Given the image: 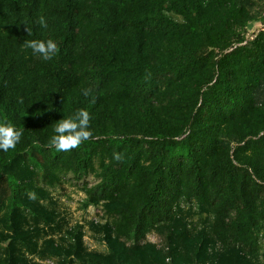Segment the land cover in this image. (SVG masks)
I'll return each mask as SVG.
<instances>
[{"label":"trees","instance_id":"16d2710c","mask_svg":"<svg viewBox=\"0 0 264 264\" xmlns=\"http://www.w3.org/2000/svg\"><path fill=\"white\" fill-rule=\"evenodd\" d=\"M260 1L0 0V121L23 129L0 151V264H264ZM81 108L88 140L49 146ZM89 175L79 209L101 216L72 222L55 192Z\"/></svg>","mask_w":264,"mask_h":264},{"label":"clouds","instance_id":"9594fccd","mask_svg":"<svg viewBox=\"0 0 264 264\" xmlns=\"http://www.w3.org/2000/svg\"><path fill=\"white\" fill-rule=\"evenodd\" d=\"M38 23L42 28H47L46 19L41 16ZM30 35V29L27 27ZM23 47L31 49L33 55H38L42 60H51L57 52V44L52 39H27L23 41ZM90 89H83V95L88 96ZM90 113L81 108L74 111L66 118H61L52 126V134L49 138V146L55 147L57 151L70 150L76 148L83 141L88 140L91 135ZM23 135V129L8 121H0V151L15 149ZM119 159V154H114ZM32 195V194H30ZM34 198V195H32Z\"/></svg>","mask_w":264,"mask_h":264},{"label":"rangeland","instance_id":"374dc122","mask_svg":"<svg viewBox=\"0 0 264 264\" xmlns=\"http://www.w3.org/2000/svg\"><path fill=\"white\" fill-rule=\"evenodd\" d=\"M260 5L264 4V0L259 2ZM259 30H264L263 26L260 23H255L249 28V37L253 34L257 33ZM222 141L224 143H231V138L223 137ZM95 179L92 175H89L81 180H75L72 176L65 177V189L64 191L57 190L55 194L61 195L63 204L68 208L70 213V218L72 222H83L85 219H91L95 216H101V211L99 209L89 208L87 211H81L79 209L80 200L83 198V194L80 192V187L83 182H88L89 184L95 183ZM149 240L155 241L156 238L154 236L149 235ZM85 242L90 248H94L97 250H103L104 248L93 241L88 235L85 237Z\"/></svg>","mask_w":264,"mask_h":264}]
</instances>
